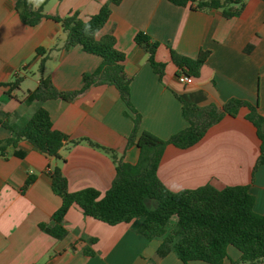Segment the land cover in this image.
Masks as SVG:
<instances>
[{
  "label": "crops",
  "instance_id": "obj_1",
  "mask_svg": "<svg viewBox=\"0 0 264 264\" xmlns=\"http://www.w3.org/2000/svg\"><path fill=\"white\" fill-rule=\"evenodd\" d=\"M33 1V8L42 7L45 15L77 12L85 21L109 0ZM241 1L240 13L230 18L220 9L193 10L168 0H120L110 6L96 38L112 35L115 49L125 55L130 101L140 115L138 134L148 131L167 140L187 128L182 102L221 108L239 99L256 105L264 116V0ZM15 3L0 0V121L22 126L41 105L53 129L69 140L89 139L112 150L116 160L136 164L139 148L127 141L133 114L114 85H91L71 100L25 101L39 83L43 57L44 75L62 93L79 90L83 75L93 73L102 60L80 47L65 50L66 35L50 18L28 26ZM139 32L158 43L154 58L165 65L161 78L151 68L145 47L135 43ZM39 48L44 56L36 54ZM171 51L191 59L200 51L210 52L192 85L178 82ZM34 70L38 76L28 79ZM17 78L19 88L8 95L7 85ZM246 114L241 108L235 117L225 115L189 148L167 145L157 169L160 182L172 192L206 184L216 189L248 186L255 198L253 210L264 213V162L252 172L260 141ZM10 137L0 123V141ZM59 155L48 157L25 140L0 153V264H184L171 251L159 254L163 238L148 240L138 233L140 219L108 225L83 215L75 205L63 218L65 235H49L45 229L54 226L52 215L62 203L51 189L49 172L54 167L61 169L70 192L91 188L104 195L116 174L115 160L84 142L65 145ZM30 177L33 182L25 187ZM228 254L232 260L239 257L232 247Z\"/></svg>",
  "mask_w": 264,
  "mask_h": 264
},
{
  "label": "trees",
  "instance_id": "obj_2",
  "mask_svg": "<svg viewBox=\"0 0 264 264\" xmlns=\"http://www.w3.org/2000/svg\"><path fill=\"white\" fill-rule=\"evenodd\" d=\"M168 1L180 7L189 6L193 10L220 9L227 18L237 16L242 9L241 0ZM119 3L120 0H109L98 13L85 21L79 18L77 12L65 17L45 15L42 7L35 9L28 0H16L15 9L28 26H35L43 18L59 23L66 35L63 46L65 50L80 47L84 52L97 55L102 60L93 73L83 75V85L79 90L62 93L55 89L51 78L44 75L47 57H43L39 64V83L34 90L27 92L25 101L43 103L57 98L71 100L91 85H114L127 109L133 114V129L127 141L139 148L136 164L116 160L112 150L89 139L69 140L65 134L53 129L50 115L41 105L35 107L32 116L22 126L0 121L11 132L9 139L0 141L1 155L7 147L25 140L42 154L59 159V152L65 145L74 146L84 142L115 160V178L104 195L91 188L70 192L59 167L49 172L51 189L62 201L60 208L52 215L54 226L45 229L52 237L61 238L65 235L62 221L68 210L75 205L83 215L108 225L140 219L138 233L148 240L163 238L159 254L171 251L184 264L194 261L207 264H227V261L228 264H264V213L258 214L253 210L255 198L248 186L216 189L206 184L196 189L172 192L157 177L158 165L167 145L189 148L200 141L207 130L225 115L235 117L241 108L247 109L245 119L254 126L260 141L256 170L264 162V116L258 112L256 105L239 99H230L221 108L214 105L198 107L182 102V115L189 124L187 128L167 140L148 131L138 134L140 115L130 101V79L123 67L125 55L115 49L112 35L96 38L111 14L110 6ZM134 40L137 45L145 47L151 68L161 78L165 65L154 58L158 43H151L150 38L141 32L136 34ZM36 54L44 56L45 51L39 48ZM209 54V51H200L196 58L191 59L171 51V59L178 68L176 75L185 73L197 77ZM20 82L21 79L17 78L7 85L8 95L19 88ZM32 182L33 178H28L25 187ZM173 218L175 222L172 224ZM229 247L239 253L237 260L230 259Z\"/></svg>",
  "mask_w": 264,
  "mask_h": 264
},
{
  "label": "built area",
  "instance_id": "obj_3",
  "mask_svg": "<svg viewBox=\"0 0 264 264\" xmlns=\"http://www.w3.org/2000/svg\"><path fill=\"white\" fill-rule=\"evenodd\" d=\"M177 80L179 83L183 85H192L194 78L190 75H187L185 73H181L179 76H177Z\"/></svg>",
  "mask_w": 264,
  "mask_h": 264
},
{
  "label": "rangeland",
  "instance_id": "obj_4",
  "mask_svg": "<svg viewBox=\"0 0 264 264\" xmlns=\"http://www.w3.org/2000/svg\"><path fill=\"white\" fill-rule=\"evenodd\" d=\"M28 1H30V2L33 4V6L35 5V1H33V0H28ZM38 74H39L38 71L34 70L32 74H29V75H28V79H32L33 77H37ZM256 163H257V161H256ZM256 163H255V165H256ZM255 165H254V167H253V171H252V172L255 171ZM174 221H175V218H173L172 223H173Z\"/></svg>",
  "mask_w": 264,
  "mask_h": 264
}]
</instances>
